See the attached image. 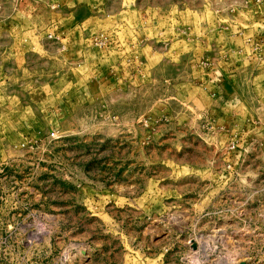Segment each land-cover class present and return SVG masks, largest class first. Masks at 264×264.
Returning <instances> with one entry per match:
<instances>
[{
	"label": "rangeland",
	"instance_id": "rangeland-1",
	"mask_svg": "<svg viewBox=\"0 0 264 264\" xmlns=\"http://www.w3.org/2000/svg\"><path fill=\"white\" fill-rule=\"evenodd\" d=\"M0 264H264V0H0Z\"/></svg>",
	"mask_w": 264,
	"mask_h": 264
}]
</instances>
